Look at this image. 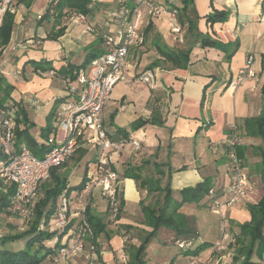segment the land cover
<instances>
[{
  "label": "crops",
  "instance_id": "crops-1",
  "mask_svg": "<svg viewBox=\"0 0 264 264\" xmlns=\"http://www.w3.org/2000/svg\"><path fill=\"white\" fill-rule=\"evenodd\" d=\"M138 1L140 0H92L86 21H77L76 13L72 12L60 19L54 16L43 19L49 0H44L43 4L40 0H13L11 6L15 14L14 26L11 40L0 55V83L11 84L12 100L21 101L26 106L29 120L35 124L30 132L40 146L47 147L46 141L55 135L56 109L59 103H54L49 112L47 109L53 101L60 102L67 96V83L63 78L68 75L58 70L68 64L83 65L87 59L91 61L94 55L105 52V35L115 36V31L120 30L118 24L110 19V12L118 9L122 3L133 8ZM155 1L161 4L162 1H167L172 8L175 6L178 12L182 7V0ZM3 2L4 0H0V6ZM263 4L264 0H194L197 13L190 12L191 19L196 22L201 33L219 42L220 46L202 47L199 43L194 44V35L187 32V23H180L182 32L177 36L179 39H175L171 31V15L144 17L140 27L145 42L129 51L122 84L119 86L122 88V92L118 94L120 98L114 103H107L103 111L104 129L111 138L119 140L122 135L118 130L125 128L131 140H137L140 144L137 148L127 141L121 150L111 156V162L120 176L123 210L120 217L114 219L109 215V203L103 207L98 202L101 188L94 183L90 188L86 187L81 195L89 200L92 212L102 217L107 226L97 239L100 245L99 262L94 263L88 254L84 253L75 257L72 264H127V246L141 245L145 233L150 229L141 207L146 204L156 205L162 194L141 188V179L136 181L122 176L129 168L142 179L152 181L160 180L162 176H178L181 188L193 187L208 180L210 176H219V170L225 169L227 176L229 157L225 140L230 124L237 122L241 125L245 118L260 115L264 107ZM214 10L227 11L226 19L209 22L207 16ZM196 15L199 17L196 18ZM108 18L110 23L115 24L114 29L107 23ZM149 23L153 26L152 30L145 34ZM88 24L93 27L92 31L87 30ZM54 27H63V34L57 39H47ZM155 36H160L169 47L183 50L191 48V52L190 61L184 68L153 69L156 83L155 86H150L138 81L151 62L158 57L154 46ZM248 56L253 57V68L257 76L255 79L245 78L239 86L232 88L229 86L230 81L246 65ZM29 59H46L54 69L36 72L33 67L26 66L23 70ZM89 63L88 61L83 68ZM154 100L162 107L164 124L148 123L137 129L133 135L130 134V125L134 121L151 116L149 101ZM47 127L48 130L42 131V128ZM36 133L45 135L46 138L39 140ZM92 145L94 144L82 142L78 148L80 153L77 159L85 147L89 150ZM261 145L260 137L244 135L241 130V142L237 152L254 189L238 206H225L228 209L226 221L229 223L231 234L233 231H239L235 223L250 221L248 205L257 203L264 195L260 174ZM99 151L100 148L96 146L93 155L84 157V173L92 164L97 166ZM80 164L81 162L74 166L72 163L64 169L69 170L73 184L80 182ZM155 164L160 167V171H157L159 176L156 172L148 173L146 166ZM190 165H194V168L190 169ZM88 178L92 180L93 176ZM226 187L215 190L223 197ZM261 190L263 193L260 194ZM76 194L75 191L71 193L73 197ZM77 200L76 197L71 199L73 206ZM209 201L210 198L207 205ZM74 217L76 214L73 209L71 219ZM76 220L77 218L72 220L71 227L76 225ZM54 228L56 229V226ZM174 237L172 240L176 243ZM67 238L63 236L62 241L65 242ZM217 242H212L211 247L199 254L203 258L201 264L233 263L234 239L226 240L222 249L216 247ZM195 243L196 240L193 241L194 248L198 246ZM254 257V261H259L256 255ZM51 263L52 260H47L44 264Z\"/></svg>",
  "mask_w": 264,
  "mask_h": 264
},
{
  "label": "trees",
  "instance_id": "trees-1",
  "mask_svg": "<svg viewBox=\"0 0 264 264\" xmlns=\"http://www.w3.org/2000/svg\"><path fill=\"white\" fill-rule=\"evenodd\" d=\"M92 0H49L48 8L43 15L44 18L54 16L60 19L70 12L77 14L88 15L90 13V5ZM176 9V7L174 6ZM190 12L197 13L194 7V0H182V7L178 12L179 22L184 25L187 23V32L194 35L195 43H199L202 47L206 46H220L219 42L201 33L190 17ZM228 15L227 11L214 10L213 13L208 14L207 19L209 22L223 21ZM199 15H196L198 18ZM185 18V19H184ZM15 14L11 10H7L0 24V55L4 48L9 44L12 36L14 26ZM56 26V25H55ZM152 24L145 29V34H148L152 30ZM64 32V28L53 30L47 35V39H57ZM154 46L157 50L158 57L154 59L148 66V69L163 68L174 69L184 68L190 61L191 48L183 50L181 48H172L165 44L160 36H155ZM97 55H94V57ZM83 65L68 64L62 67L61 73H65L69 78H63L66 82H72L76 79L77 72L83 68L87 62ZM26 66L33 67L34 71L46 72L53 70V66L48 60H35L29 59L24 64L23 70ZM1 78V77H0ZM67 90V87H66ZM13 86L7 82L0 83V111H3L4 116H10L14 122V135L17 146L25 145L36 156L43 157L46 152V147L40 146L39 142L32 136L30 129L35 125L30 122L26 106L20 101L15 102L12 100ZM262 95L264 102V85L262 86ZM152 112L149 118H139L131 125L135 129L141 128L148 123L162 125L164 124L162 107L157 102L149 101ZM240 132L243 131L244 135L260 137L262 139V145L259 146L261 161H260V174L264 186V107L260 115L255 117H247L243 120V123L239 125ZM47 128H42V131H46ZM118 132L122 137L117 140L107 136L113 142L130 141L129 133L125 128H119ZM229 134V132H228ZM48 142L46 141V144ZM45 144V145H46ZM73 156V155H72ZM72 156L70 158H72ZM82 156V155H81ZM80 156V158H81ZM70 158L60 166L54 167L51 170L50 176L43 180L38 188L37 194L30 207V213L28 218V227L22 231L16 233H8L0 236V264H44L47 260H52L58 255V250L61 246L65 245L72 233H68L67 229L71 227L73 219L77 218L76 224L80 223V217L76 216L71 219L65 230H61L56 226V214L57 205L62 196L70 199L79 197L86 189L87 171L83 175L81 181L77 184H73L70 178V172L68 169ZM78 158L73 162L74 166L80 160ZM110 168L116 170L115 166L110 164ZM160 171V168L159 170ZM162 173V172H159ZM119 174V173H118ZM122 176L125 178H133L136 181L140 180L141 188L148 190V192L158 191L164 193L162 203L158 202L156 205H144L142 212L144 213L145 222L151 227V231L145 233L140 246L135 247L132 245L127 246V252L129 253V262L127 264H145L144 250L146 245L157 234L158 229L161 226H171L175 228L176 233L174 241H184L190 245L182 249L183 254H200L208 244H199L197 247H193V241L198 238V231L195 223L190 220L184 213L179 212V205L184 202L199 204L203 198L208 196L211 185L209 181H204L195 187H185L181 190L182 199L175 200L173 192L169 187H162L160 180L142 179L139 174L133 173V169L129 168ZM120 181V176H119ZM155 184V186H153ZM77 192L73 197L72 192ZM15 189L10 187L5 192L0 194V214L5 216H11L16 218L18 216L13 215L9 210L10 200L14 194ZM119 208L117 214L114 215L112 208L109 204V215H112L114 219H118L122 213L124 206V198L121 194L120 186L118 185ZM109 203V202H108ZM251 219L245 223H235V226L239 228V231L234 235L235 253L233 257V263L236 264H264V195L255 204L248 205ZM159 210V215L156 212ZM85 219L91 228V233L87 235L85 240V252L88 254L93 262L98 263L100 259V245L97 242L98 237L106 229V222L100 216L95 215L90 204L85 211ZM56 226V229L54 228ZM75 227V225L73 226ZM67 235V240L62 241V237ZM25 240V245L18 250H10L7 248L8 243L15 240ZM56 239V240H55ZM55 240L52 244L51 242ZM256 255L259 261H254L253 256Z\"/></svg>",
  "mask_w": 264,
  "mask_h": 264
},
{
  "label": "built area",
  "instance_id": "built-area-1",
  "mask_svg": "<svg viewBox=\"0 0 264 264\" xmlns=\"http://www.w3.org/2000/svg\"><path fill=\"white\" fill-rule=\"evenodd\" d=\"M12 2L13 0H4L0 6V24L7 10L14 12ZM165 11H169L171 15V31L174 38L179 39L177 36L181 34L182 27L178 10L172 7L166 9L163 4L155 0H140L133 8L122 3L118 9L110 12V19L118 24L120 34L105 35L107 50L93 57L86 68H81L77 72L76 85L63 80L67 83V96L57 106L55 135L47 140V149L43 157L36 156L25 145H16L14 122L10 116H4L3 111H0V179L6 189L10 187L15 189L9 205L13 215L20 218L28 216L40 183L50 176L54 167L60 166L74 154L80 142L94 144L100 148L97 170L91 181L102 188V192L108 196L113 214H117L119 174L110 168L111 156L121 150L127 141L113 142L107 136L103 111L111 98L114 86L123 79V70L127 65L130 49L145 42L140 27L142 20L145 16L159 17ZM76 20L86 21V16L77 14ZM87 30L92 31L93 27L88 24ZM256 76L253 57L248 56L246 65L231 79L229 86L236 88L245 78L255 79ZM138 82L155 86L154 71L148 69L143 72ZM34 103L33 101L32 104ZM130 142L137 148L140 145L137 140ZM240 142L239 124L234 122L230 124L229 134L225 140L232 176L223 197L213 187L210 188L208 193L210 208L220 210L225 206H238L254 189L249 176L244 172L242 159L237 152ZM77 199L74 206L71 199L65 196H62L58 202L56 226L59 229H66L73 209L81 220L75 225L66 244L59 248L58 255L51 264H72L75 257L85 252V240L91 233V228L85 219L89 201L84 195H80ZM236 233V231L232 234L225 232L223 240L217 242L216 247L224 248V241L234 239ZM177 244L180 248L190 245L184 241H177Z\"/></svg>",
  "mask_w": 264,
  "mask_h": 264
},
{
  "label": "rangeland",
  "instance_id": "rangeland-1",
  "mask_svg": "<svg viewBox=\"0 0 264 264\" xmlns=\"http://www.w3.org/2000/svg\"><path fill=\"white\" fill-rule=\"evenodd\" d=\"M41 4H43L44 0H40ZM163 6L166 9H169L170 3L167 1H162ZM39 6H37L38 8ZM36 8V9H37ZM162 14L164 15H170L169 12L165 11ZM109 18L107 23L110 24L111 28H115V24L112 22H109ZM103 23L105 22L104 20L102 21ZM106 27V26H105ZM120 30L115 31V36H119ZM133 48V47H132ZM131 48V49H132ZM130 49V50H131ZM143 65V62H142ZM77 82L73 81L72 85H76ZM120 84H122V81H119L113 88L112 93H111V98L108 103H114L115 100L119 99L118 94L122 92V88H120ZM117 102V101H116ZM54 103L58 104L59 102L53 101L49 108L47 109L48 112L51 110V108L54 106ZM139 129V128H138ZM137 129L130 125V134H134V132ZM31 131V130H30ZM31 133V132H30ZM52 135V134H51ZM37 139H42V137L46 138V136H42L40 133H36ZM80 145L81 142L79 143V147H77L76 151L74 152L72 158L69 160V165H71L77 157H79L80 153ZM47 149V148H46ZM96 150V145H92L89 150L85 147L83 149L82 156L79 160L78 163L81 162V164L78 167V175L80 176V180L83 178L84 173V168L86 167V162L84 157L91 156L95 153ZM194 165H190L189 168L193 169ZM148 168V173L150 172H156L157 176L158 173L157 171L159 170V166L156 164L155 165H150L146 166ZM223 167H225V164H223ZM97 166L92 164V167H88L87 169V176H93L94 173H96ZM225 170V169H224ZM224 170H219V176H210V178H207L210 183L214 187V189H221L224 186H228L230 182V177L232 176V172L230 169L226 170L227 176H225V171ZM168 172V170L166 171ZM169 173H167L168 175ZM217 174V173H216ZM152 175V173L150 174ZM149 176V175H146ZM254 180V179H253ZM206 181V180H205ZM259 181V180H258ZM92 181L89 180L87 181V188H90L92 185ZM160 184L162 187L166 188L170 186L171 191L173 192V197L175 200H181L182 199V194L181 186L178 184V176H162L160 178ZM200 183L195 184L197 186ZM261 187V184H259ZM155 186V184H153ZM193 186V187H195ZM6 186L3 184V182L0 179V194L4 192ZM191 187V186H190ZM99 188H101L99 186ZM92 189V188H91ZM99 204L103 207L106 206V203L108 202V196L102 192V188L99 190ZM89 192V191H88ZM263 193V190H261L260 194ZM162 195L160 196V203L163 201V195L164 193H161ZM209 199V196H206L203 198V200L200 202L201 204H196V203H188L184 202L183 204L179 205V212L184 213L190 220H192L195 223L196 229L198 231V238L196 240V245L199 244H208V247H211L212 242H217V241H222L225 232L231 233V230L229 229V223L225 220V217L228 215V209L226 207H222L220 210L213 209L212 207L210 208V201L207 205V200ZM88 200V199H87ZM89 201V200H88ZM147 205V204H146ZM207 206V207H206ZM142 209V207H141ZM133 212V207L131 208ZM131 212V213H132ZM159 210L156 212L157 215H159ZM28 218H20L16 217L15 219H12L11 216H5L0 214V235H6L8 233H16L19 231H22L28 227ZM74 227H69L67 229L68 233H72ZM148 231H151V227ZM176 230L175 228L171 226H161L158 229L157 234L152 238V240L146 245L145 250H144V258L146 260L145 264H201L203 262V258L198 254H183L181 251L182 249L180 248L179 244L174 243L172 238L175 236ZM67 235L64 236L66 239ZM234 237V236H233ZM226 242V241H224ZM25 245V240L19 239L15 240L13 242L8 243L7 248L10 250H18L24 247ZM205 248V249H208ZM204 249V250H205ZM193 259V261H192ZM253 259L256 260V258L253 256ZM213 263V261H210Z\"/></svg>",
  "mask_w": 264,
  "mask_h": 264
}]
</instances>
